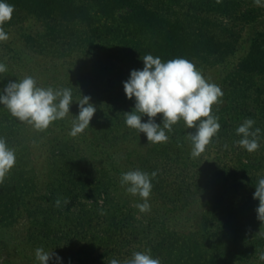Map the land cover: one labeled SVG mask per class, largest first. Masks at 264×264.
I'll use <instances>...</instances> for the list:
<instances>
[{
  "label": "trees",
  "instance_id": "16d2710c",
  "mask_svg": "<svg viewBox=\"0 0 264 264\" xmlns=\"http://www.w3.org/2000/svg\"><path fill=\"white\" fill-rule=\"evenodd\" d=\"M6 2L14 11L4 30L30 18L37 20L43 32L37 39L29 36L26 40L43 55L61 58L105 52L131 65L142 64L146 54L159 56L164 62L182 57L200 72L224 65L241 41V28L262 16L260 8L248 7L242 0ZM109 88L100 92L102 101H116L117 91ZM221 90L223 96L212 111L221 127L211 142L219 143V151L224 147L225 157L231 155L233 164L219 157L205 161L202 156L198 158L202 163L197 160L191 164V142L186 135L190 132L175 130L174 125L170 132L166 130L167 142H150L140 165L151 175L155 172L150 167L151 158H163L162 169L151 180L152 192L168 196L175 211L206 197L193 230L178 232L152 221L135 230L130 225L132 214L116 206L100 214L105 207L98 200L111 204L115 190V182L106 171L85 159L80 150L62 143L63 148L49 145L47 168L38 173L27 146L31 138L16 131L20 121L3 105L0 137L15 151L16 163L0 183V224L9 226L24 219L34 241L75 259L77 264H110L113 258L123 264L134 252L149 249L161 264H243L253 260L264 264V220L258 219L259 201L253 199L258 180L264 178V130L256 151L248 152L236 143L241 138L236 128L246 118L255 120L254 128L257 123L264 124V26L226 75ZM97 112L82 136L90 134V140L101 146L105 141L116 145L138 140L137 130L125 121L118 128L110 120L103 122L105 117ZM178 138L184 140L182 147L177 145ZM182 164L184 174H174ZM65 198L67 204L63 203ZM57 199L61 200L59 207L55 206Z\"/></svg>",
  "mask_w": 264,
  "mask_h": 264
},
{
  "label": "rangeland",
  "instance_id": "374dc122",
  "mask_svg": "<svg viewBox=\"0 0 264 264\" xmlns=\"http://www.w3.org/2000/svg\"><path fill=\"white\" fill-rule=\"evenodd\" d=\"M242 1L248 7L260 8L262 16L257 22L241 28V41L236 47L234 54L224 65L212 67L201 72L208 82L215 83L220 88H222L226 75L231 72L237 62L247 53L252 37L264 26V4L257 5L254 3V0ZM5 31L8 33L9 38L6 41L0 42V62H3L7 66V71L0 73V89H3L9 82L19 81L25 76L35 78L37 86L40 87L72 89L73 103L70 105V115L67 117L52 122L44 130H37L27 122H23V126L19 125L20 122L16 125V131L31 138L27 146L28 149L32 150V158L34 157L32 165L34 169L38 173H41L47 168L46 157L49 145L55 144L63 148L62 143H66L72 148L80 150L83 153V157L92 164L104 169L111 181L115 182V190L112 192L114 196L110 200L111 204L106 205L102 200H98V203L102 207H105L100 210V214H104L105 209H111L112 206H116L123 212L126 211L132 214L133 218L130 220V225L135 227V230H140L143 225L147 224V221L156 222L158 225L161 224L168 229L178 232L193 230L198 224L206 197H198L185 210L175 211L172 209L169 201H167L168 196H162L151 191L149 197L150 211L142 213L135 206L137 202H142V200L138 196L134 197L127 193L125 187L121 186L120 177L122 173L132 170L142 171L140 165L142 167V160L146 158V152L151 147L150 142L147 141L143 133L139 134L136 132L138 140L120 141L116 145L115 143L105 141L101 143L103 144L102 146L100 143L96 144L92 142L90 134L89 137L86 134L82 136V133L75 137L69 135L74 119L73 116L76 115L74 111L78 110L77 103L79 102L80 94L81 96L90 97V102L99 111L97 113L105 117L103 122L110 120L118 128L120 123L123 126L122 123L126 120L124 113L130 112L134 108V100L126 98L122 82L128 79L131 70L142 69L143 63L131 65L128 62L119 61L112 56H108L105 52H98L93 56L74 53L68 57L61 58L43 55L33 50L32 48L36 49V47L30 44L32 42L27 41L30 37L37 39V35L43 32L42 24L32 18L6 28ZM31 45L33 47H30ZM261 80L258 81V84L262 82ZM109 86H113L117 91V94L115 93L117 97L116 101L106 102L100 98V92L109 90ZM99 100H101V104L98 103ZM217 104L212 106V111ZM155 118L157 122L159 121L158 119L161 122V114H158ZM143 120H146L145 116L142 117ZM257 124V128L261 129V135H263L264 124ZM174 125L175 130H180V132L195 131L194 128H186L183 120L178 121ZM121 126L120 129H122ZM131 135L129 134V136ZM179 138L177 139V145L182 147L184 140H180ZM218 145L219 143L214 144L210 142L204 152L198 157L191 155L188 160L191 164H194L198 161L202 163V160H198L201 156L204 157L205 161L219 157L221 160L223 159V162H228L229 160L233 164L234 159L230 158L231 155L225 157L223 150L225 148L220 146L221 150L219 151ZM182 158L184 159V155ZM162 160L163 158L157 155L150 160V167L156 173L159 169H162ZM182 173L184 174V164L174 169V174L178 175ZM39 183L42 184V181L39 180ZM28 227L29 223L24 219H18L14 224H10L9 226L0 224V264H38L35 258V250L38 247H43V244L34 241L29 236ZM43 248L45 249V247ZM55 253L63 258V264H77L75 259L57 252ZM49 264H56L55 258L50 260ZM243 264H260V262L253 260Z\"/></svg>",
  "mask_w": 264,
  "mask_h": 264
},
{
  "label": "clouds",
  "instance_id": "9594fccd",
  "mask_svg": "<svg viewBox=\"0 0 264 264\" xmlns=\"http://www.w3.org/2000/svg\"><path fill=\"white\" fill-rule=\"evenodd\" d=\"M254 3L262 5L264 0H254ZM13 11V5L6 0H0V42L9 38L3 25L11 20ZM142 62V69L131 70L128 79L122 82L126 98L134 100V108L124 113L126 125L137 130L139 134L143 133L148 142L156 144L167 142V132L172 130L174 124L183 120L186 128L195 129L186 135L191 142V155L198 157L221 127L219 118L212 114V106L223 96L220 86L208 82L190 60L182 57L164 62L159 56L146 54ZM6 71L7 66L0 62V73ZM72 103L71 88L40 87L32 76L11 81L0 89V105L7 108L18 121L27 122L37 130L47 129L52 122L70 115ZM77 104L79 112L78 115H72L74 119L69 133L73 137L89 128L97 110L88 96L80 94ZM158 114H161V123L154 119ZM144 116L148 118L146 121H142ZM254 125L255 120L246 118L236 128V134L241 137L236 143L248 152L256 151L260 147L261 129L254 128ZM15 163V151L0 137V183H3ZM155 175V172L150 175L141 170L121 174V186L125 187L127 193L142 200L135 205L142 213L150 211L149 197L153 187L151 180ZM253 199L259 201L256 209L258 219L264 220V178L258 180ZM63 203H68L67 198ZM55 206H61L60 199L55 201ZM35 258L38 264H49L53 258L56 264H63L62 257L43 247L36 248ZM110 264L122 262L113 258ZM123 264H161V261L153 258L149 249L134 252Z\"/></svg>",
  "mask_w": 264,
  "mask_h": 264
}]
</instances>
